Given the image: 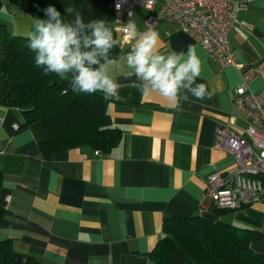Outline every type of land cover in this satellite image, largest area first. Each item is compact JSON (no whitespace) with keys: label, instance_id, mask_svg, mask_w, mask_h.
Instances as JSON below:
<instances>
[{"label":"crops","instance_id":"obj_1","mask_svg":"<svg viewBox=\"0 0 264 264\" xmlns=\"http://www.w3.org/2000/svg\"><path fill=\"white\" fill-rule=\"evenodd\" d=\"M233 1L244 22L230 34L240 68L220 67L189 33L161 20L152 27L160 51L187 52L194 45L202 62L197 83L210 97L189 94L176 110L158 94H142L135 77L119 75L107 114L121 137L108 155L81 146L47 159L42 125L24 127L17 109L0 107V205L7 211L0 243L9 240L15 253L38 264H157L149 253L163 237L165 218L198 215L250 229L251 248L264 255V199L220 212L204 195L208 177L233 165L218 145L217 128L239 115L233 98L241 70L264 62V0ZM159 5L134 6L130 20L147 30L145 20ZM0 21L14 36L33 30L34 20L9 11L6 0H0ZM117 41L119 59L130 42ZM248 86L258 92L262 83L255 77Z\"/></svg>","mask_w":264,"mask_h":264},{"label":"trees","instance_id":"obj_2","mask_svg":"<svg viewBox=\"0 0 264 264\" xmlns=\"http://www.w3.org/2000/svg\"><path fill=\"white\" fill-rule=\"evenodd\" d=\"M9 11L18 10L32 20L46 18L44 10L54 6L67 21L79 12L85 23L103 19L114 30L112 0H6ZM117 44L110 56L117 58ZM35 53L28 39L10 34L0 21V107L17 109L24 127L40 123L45 140L42 155H54L81 146H91L108 155L120 141V131L111 125L103 93L77 94L68 80L45 74L34 64ZM2 176L0 174V189ZM216 211L221 210L213 207ZM7 211L0 205V224ZM251 230L222 221L210 222L198 216H170L163 223V237L149 253L157 264H264V255L251 248ZM0 264H38L17 254L9 240L0 243Z\"/></svg>","mask_w":264,"mask_h":264},{"label":"clouds","instance_id":"obj_3","mask_svg":"<svg viewBox=\"0 0 264 264\" xmlns=\"http://www.w3.org/2000/svg\"><path fill=\"white\" fill-rule=\"evenodd\" d=\"M44 12L46 18H36L27 34L34 64L45 74L55 73L68 80L73 92L117 97L118 76L122 75L125 79L135 77L142 94H158L176 110L188 101L189 94L196 100L210 97L206 85L197 83L202 62L194 45H189L187 52L163 53L154 28L140 31L129 20L121 30L130 48L117 59L110 53L118 41L105 20L85 23L79 12L67 8V14L75 13L74 20L67 22L51 5Z\"/></svg>","mask_w":264,"mask_h":264},{"label":"built area","instance_id":"obj_4","mask_svg":"<svg viewBox=\"0 0 264 264\" xmlns=\"http://www.w3.org/2000/svg\"><path fill=\"white\" fill-rule=\"evenodd\" d=\"M158 2L156 13L145 20L148 27L161 20L174 23L217 65L240 68L230 34L244 22L238 18L233 0H112L117 38L129 43L121 29L131 19L134 6L152 10ZM255 77L262 83L258 92L248 86ZM241 79L233 98L239 115H230L227 123L217 128L218 145L231 155L233 165L209 176L204 189L213 207L221 210L236 211L264 199V62L241 70Z\"/></svg>","mask_w":264,"mask_h":264}]
</instances>
